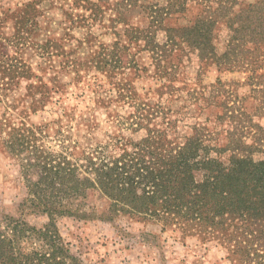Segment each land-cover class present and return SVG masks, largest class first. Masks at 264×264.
<instances>
[{"label":"trees","instance_id":"obj_1","mask_svg":"<svg viewBox=\"0 0 264 264\" xmlns=\"http://www.w3.org/2000/svg\"><path fill=\"white\" fill-rule=\"evenodd\" d=\"M41 1L0 12V29L12 19L20 41L30 32L29 21L42 13ZM140 1L66 0L91 10L93 20L107 7L114 26H125L131 42L142 39L159 66L180 49L219 71L248 65L264 52V0L242 9L238 0H196L197 5L193 0ZM193 9L199 14L190 25L172 24ZM133 10L144 21L140 26L127 20ZM224 24L230 39L220 55L214 38ZM116 36L120 40L122 34ZM115 45L125 49L120 42ZM106 65L107 73L115 71ZM139 106L133 122L120 126L106 145L70 141L63 150L50 151L31 145L21 128L12 129L6 151L20 159L27 191L19 211L46 216L48 222L38 227L22 215L0 214V264H82L60 235L58 219L63 217L152 222L163 232L177 228L184 236L218 242L234 263L264 264V128L244 126L240 136L227 132L222 144L206 127L191 124L185 135L182 118H171L159 106ZM260 110L264 116V99ZM140 130L142 136H133Z\"/></svg>","mask_w":264,"mask_h":264},{"label":"rangeland","instance_id":"obj_2","mask_svg":"<svg viewBox=\"0 0 264 264\" xmlns=\"http://www.w3.org/2000/svg\"><path fill=\"white\" fill-rule=\"evenodd\" d=\"M29 1L0 0V12ZM238 1L237 9H242L256 0ZM41 3L42 13L29 21L30 32L20 41L15 39L12 19L0 29V214L22 215L38 227L48 222L46 216L19 211L27 191L19 172L20 159L6 151L13 128H21L31 145L50 151H61L70 141L83 147L106 145L109 136L120 133V126L122 130L133 122L137 105L159 106L171 118H182L185 135L190 134L191 124L206 127L222 144L227 132L240 136L244 126L264 128L260 110L264 52L257 53L255 62L247 60L248 65L219 71L215 65L201 63L196 53L180 49L159 66L142 39L131 42L125 26H114L107 7L93 20L91 10L66 0ZM139 13L133 10L127 15L130 25L144 23ZM198 14L193 9L172 24L188 26ZM116 32L122 34L120 40ZM229 39L224 24L214 38L220 55L227 51ZM117 42L125 49L118 50ZM104 61L115 71L107 73ZM144 133L140 130L133 136ZM58 227L82 264H237L218 242L184 236L177 228L163 232L152 222L63 217Z\"/></svg>","mask_w":264,"mask_h":264}]
</instances>
